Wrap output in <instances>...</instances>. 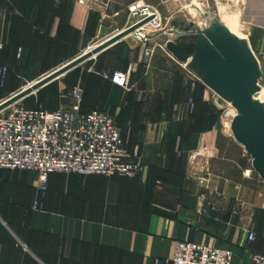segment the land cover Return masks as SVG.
Listing matches in <instances>:
<instances>
[{
    "label": "crops",
    "instance_id": "obj_1",
    "mask_svg": "<svg viewBox=\"0 0 264 264\" xmlns=\"http://www.w3.org/2000/svg\"><path fill=\"white\" fill-rule=\"evenodd\" d=\"M239 1L243 26L235 16L227 27L246 37L264 76V0ZM87 14L73 1L0 0V62L9 69L0 102L21 89L18 78L30 68L46 71L48 59L81 55ZM127 38L96 57L83 111L113 116L129 150L139 148L141 171L133 178L51 176L46 208L37 212L23 171L0 174V264H169L178 241L232 249V264L264 256V181L244 176L252 160L232 122L199 74L186 71L191 60L147 58L143 43L131 47ZM131 65L128 89L104 77ZM262 93L253 95L258 108Z\"/></svg>",
    "mask_w": 264,
    "mask_h": 264
},
{
    "label": "built area",
    "instance_id": "obj_2",
    "mask_svg": "<svg viewBox=\"0 0 264 264\" xmlns=\"http://www.w3.org/2000/svg\"><path fill=\"white\" fill-rule=\"evenodd\" d=\"M129 12L133 20L131 26L151 18L145 26L150 25L156 32L164 30L161 14L156 8L137 1L129 8ZM145 26L137 30L136 34L147 46L146 42L150 39L142 33ZM3 50L4 45L0 43V52ZM154 51L155 48L145 47V57H153ZM7 71V67L0 66L2 81ZM134 71L131 65L125 72H107L104 77L115 86L128 89ZM83 94V89L76 87L71 94V105L55 111L41 107L29 108L20 103L2 111L0 171H23L35 176L42 199L46 197L51 174L102 176L109 179L138 175L142 168L139 148L129 150L120 128L109 112L95 110L83 113ZM254 174L252 167L244 171V176L249 179ZM41 206L39 199L33 204L34 208ZM255 239V234L250 233L249 240ZM232 259V249L178 241L168 263L232 264ZM252 263L264 264V256L254 255Z\"/></svg>",
    "mask_w": 264,
    "mask_h": 264
},
{
    "label": "rangeland",
    "instance_id": "obj_3",
    "mask_svg": "<svg viewBox=\"0 0 264 264\" xmlns=\"http://www.w3.org/2000/svg\"><path fill=\"white\" fill-rule=\"evenodd\" d=\"M64 1L67 2L73 1L74 4L82 7V9L88 13L87 14L89 21L88 35L89 36L90 34L92 35L91 37L85 36L83 38L84 40L83 42L84 44H87L86 48L88 49L83 48L82 51H80L79 53L81 55L84 52L88 51L89 49L94 48L96 45L101 44L102 42L110 39L111 37L117 35L121 31L131 26L133 20L130 15L129 8L133 5V3L139 1L140 3H144L148 6H152L156 8L161 14L164 30L162 32L160 31L156 32L153 30V28H150L144 31L145 34L147 35V38H149L150 41L146 42L147 46L143 44V47L144 48L146 47L148 49L155 48L154 51L155 56L171 57V58L179 57L181 58L179 59L180 63H184L182 62L184 61L183 58H187L186 60L188 59L191 60L192 66L185 65V69L187 72H189L191 69H194V72L192 71L190 72L191 74L193 73L198 74V72L200 71L194 56V50L198 42V39L201 37V35H203L206 42L205 45H207L210 42L209 38L205 34H202L201 31H203L206 28L207 30L217 34L222 32L224 34H233L227 27L228 22L226 21V19L227 18L232 19V17L235 16L238 26L239 25L243 26L242 3H240L239 0H64ZM134 33L130 34L128 38L125 40L126 43H128V45H130L131 47H135L138 45V43L143 42L140 38H138L136 31ZM245 38L246 37L239 39L244 42L246 41ZM124 39L114 45L120 44L121 46L122 44H124L121 43L124 41ZM171 42L175 43L176 45H178L180 49H182V51H179L178 54H176L177 56L171 53L168 48V45ZM220 55L221 53L218 52L217 57L218 58L221 57ZM97 56H94L93 58L87 60L86 62L79 65L77 68H74L73 70L65 74L64 76L58 78L57 80L53 81L52 83L48 84L47 86L35 92L34 94L27 96L26 98L22 99L17 103L23 104L28 107L44 105L49 110L69 107L72 103V98H71L72 91L76 87H80L81 89H83V87L85 88V86H88L89 76L92 75L91 74V72H93L92 68L94 63H96ZM75 58L77 57L72 56L69 58L48 59L47 63L41 66L42 70H46L47 72L35 71V70L33 71L30 68L29 72L25 73V75H21L18 78L17 85H19L21 89H18L16 93L19 92V90L21 91L23 88L28 87L37 80L48 75L49 73L55 71L61 66L67 64L68 62L72 61ZM5 86L6 85H0V87L3 89L5 88ZM259 86L261 88L260 92L263 91L261 100L264 102L263 75L260 79ZM210 92H211L212 102L214 103V106L217 109V111L220 112L221 116L224 117V119L228 123H231L234 119L233 114H231V111H233L234 107L230 103L224 101L223 99L218 98V96L215 93H213V91L210 90ZM87 95L89 98H92L91 92L87 93ZM250 167L253 168V160L251 161ZM247 169H249V167ZM11 173H17V172H11ZM22 174H24L27 177L28 181L30 182V186L36 190L37 184L35 182L36 180L35 176L23 172ZM47 197L48 194L43 199L45 198L47 199ZM39 202L40 205L42 206L38 208H34L32 205L31 207L32 212L45 210L47 203H42L41 201Z\"/></svg>",
    "mask_w": 264,
    "mask_h": 264
},
{
    "label": "water",
    "instance_id": "obj_4",
    "mask_svg": "<svg viewBox=\"0 0 264 264\" xmlns=\"http://www.w3.org/2000/svg\"><path fill=\"white\" fill-rule=\"evenodd\" d=\"M150 21L151 18L146 19L121 31L5 99L0 103V113L107 50ZM201 33L205 34L210 42L205 45V38L201 35L196 44L194 56L201 71L198 70V74L209 89L230 103L238 112L231 123L232 134L250 155L253 170L264 181V107L258 108L253 101V95L261 89L259 82L262 70L259 62L247 42L241 41L236 35L223 32L217 34L209 30ZM168 48L175 55L180 51L178 45L172 42ZM218 52L221 53L219 58ZM183 59L186 61L187 58Z\"/></svg>",
    "mask_w": 264,
    "mask_h": 264
},
{
    "label": "trees",
    "instance_id": "obj_5",
    "mask_svg": "<svg viewBox=\"0 0 264 264\" xmlns=\"http://www.w3.org/2000/svg\"><path fill=\"white\" fill-rule=\"evenodd\" d=\"M0 66L1 67H6V66H4V65H2L1 64V62H0ZM7 69H8V67H7ZM116 71H123V70H109L108 72L109 73H111V74H113L114 72H116ZM126 71V70H125ZM8 72H9V69H8V71H7V73H6V76H5V79H4V81H2L1 80V78H0V83H1V85H6V83H7V76H8ZM113 84V83H112ZM115 86V85H114ZM117 87V86H116ZM120 88V87H119ZM83 101H82V112L83 113H90V112H92V111H90V112H84L83 111V102H84V99H85V91H84V87H83ZM28 107V106H27ZM43 108V109H46V110H48V111H55V110H57V109H54V110H49L48 108H46L44 105L43 106H30L29 108ZM98 111H103V112H107L106 110H98ZM118 126V125H117ZM119 127V126H118ZM120 128V127H119ZM121 130V129H120ZM6 172H17V171H10V170H1L0 171V174H2V173H6ZM23 173H27V172H23ZM56 175H59V176H76V177H83V178H88V177H92V176H87V177H85V176H81V175H75V174H58V173H55V174H51L50 176H49V179H50V177L51 176H56ZM96 177H101V178H106V177H102V176H96ZM121 178V177H120ZM128 178V177H127ZM1 179V178H0ZM106 179H108V178H106ZM111 179H113V178H111ZM47 188H48V190H47V193H46V196H47V194L49 195V180H48V184H47ZM36 199H39V201H41L42 203H47V199H48V197H47V199L45 198V199H42L41 198V193L40 192H38V190L36 189L35 190V197H34V199H33V201L31 202V206L33 205V202L36 200ZM25 214H32V212L30 211V213L28 212L29 211V209L27 210V208H25ZM24 217V216H23ZM23 217H22V219H23ZM24 221V220H23ZM17 247H20V248H22V246L18 243L17 244Z\"/></svg>",
    "mask_w": 264,
    "mask_h": 264
},
{
    "label": "bare ground",
    "instance_id": "obj_6",
    "mask_svg": "<svg viewBox=\"0 0 264 264\" xmlns=\"http://www.w3.org/2000/svg\"><path fill=\"white\" fill-rule=\"evenodd\" d=\"M147 26H150V25H147ZM146 27V26H145ZM145 27L143 28V31H142V33H144L145 34ZM128 37V36H127ZM62 77V76H61ZM37 82V81H36ZM18 93V92H17Z\"/></svg>",
    "mask_w": 264,
    "mask_h": 264
}]
</instances>
